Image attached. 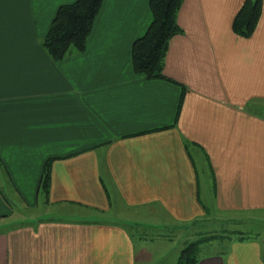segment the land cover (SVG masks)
<instances>
[{"label":"crops","instance_id":"0c3cea01","mask_svg":"<svg viewBox=\"0 0 264 264\" xmlns=\"http://www.w3.org/2000/svg\"><path fill=\"white\" fill-rule=\"evenodd\" d=\"M72 1L0 0V264H146L156 240L137 244L124 226L133 223L44 215L25 223L12 219L14 205L104 213L157 203L187 222L210 208L235 213L226 220L264 211V0L247 37L231 29L243 0H183L182 31L162 76L149 79L130 61L151 19L148 0H102L84 51L51 59L41 39ZM200 252L197 264L233 263Z\"/></svg>","mask_w":264,"mask_h":264},{"label":"rangeland","instance_id":"374dc122","mask_svg":"<svg viewBox=\"0 0 264 264\" xmlns=\"http://www.w3.org/2000/svg\"><path fill=\"white\" fill-rule=\"evenodd\" d=\"M193 160L198 172H201L200 182L203 183L202 176L203 172L207 171L206 164L197 155L193 157ZM209 192L208 184L201 187L204 205L211 203ZM13 194L15 193L13 192ZM16 203L19 204V201L17 200ZM12 208L14 215L12 219L24 217L23 222L25 223L33 217H41L42 215H44L43 218L64 217L69 220L86 219L133 223L132 226H124L128 228L130 234L138 238L135 240L137 244L149 243L151 239H156L150 243L152 252L147 257L146 264H175L178 255L177 246L181 243L185 244L195 240L199 235L221 234H224L225 237L202 244L200 254L211 251L221 254L223 259L231 256L232 264H258V261H264V211L262 210H255L246 214L239 213L235 215L238 216V219L226 220L228 215L235 213L213 211L212 208H208L209 211L204 220L198 219L194 222H187L167 218L157 203L141 205L136 208H127L126 205L118 203L117 207L108 209L104 213L101 211L96 213L92 210L79 212L77 209H68V212L63 213L59 211L45 212L43 205L32 209L20 205H14ZM238 236L244 238L238 239ZM236 253L237 260L234 259Z\"/></svg>","mask_w":264,"mask_h":264},{"label":"trees","instance_id":"16d2710c","mask_svg":"<svg viewBox=\"0 0 264 264\" xmlns=\"http://www.w3.org/2000/svg\"><path fill=\"white\" fill-rule=\"evenodd\" d=\"M182 1L148 0L150 22L144 32L133 40L130 48V61L134 72L148 79L162 76L168 44L182 31L177 22V12ZM101 3L102 0H73L56 8L48 29L41 39L42 47L52 60H61L70 52L84 51ZM261 6V0H243L233 16L232 31L241 37L249 36L260 17ZM51 162L52 158L43 162L38 183L39 194L44 200L49 193ZM223 236L224 234L199 235L195 240L186 242L180 248L175 264H197L201 245L222 239L225 237Z\"/></svg>","mask_w":264,"mask_h":264}]
</instances>
